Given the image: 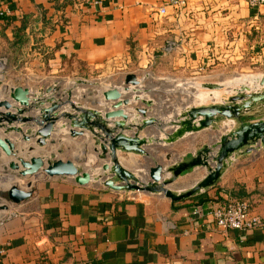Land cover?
<instances>
[{
	"label": "crops",
	"instance_id": "obj_1",
	"mask_svg": "<svg viewBox=\"0 0 264 264\" xmlns=\"http://www.w3.org/2000/svg\"><path fill=\"white\" fill-rule=\"evenodd\" d=\"M168 1L87 0L78 8L74 0H0V54L11 56L7 76L0 75V99L8 97L14 102L8 96V85H26L34 92L55 84L59 77L73 76L85 80L78 90H99L98 104L85 102L82 106L101 109L103 114L114 108V101L106 100L103 91L110 85L120 88L131 98L129 104L120 106L131 122L129 110L146 106L142 100L150 98L146 91L149 78H160L171 85L166 89L181 93L184 79L264 75V4L187 0V4L175 6ZM163 4H167L164 14L159 11ZM22 23L27 38L21 43L16 41L15 30ZM130 72L141 83L130 84L126 91L124 79ZM153 89L164 90L160 86ZM136 94L140 99L134 98ZM160 102L148 113L157 122L140 130L141 136L164 138L176 127L171 123L180 112L193 105L189 101ZM69 108L66 104L59 110ZM27 114L35 116L39 110ZM137 118L144 117L139 114ZM262 118L263 101L242 114L245 121ZM232 123L224 118L175 141H154L146 147L153 152L161 145L164 153L173 152V159L160 162H175L215 141ZM38 126L24 128L28 132ZM125 132L133 134L134 128ZM7 134L17 142L19 154L31 155L21 146L25 141L34 143L38 136L23 142L21 134ZM81 140L98 156L100 151L95 148L99 145L91 132L81 135ZM126 153L131 155L128 161L122 158ZM4 154L1 150L0 155ZM118 154L129 169H139L143 154L123 150ZM232 155L215 185L180 200L161 192L115 189L95 180L80 184L68 175L40 180L34 195L15 205V213L0 224V264H264V144ZM8 157V161L14 159ZM207 172L202 165L188 169L169 186L185 191ZM240 184L263 224L222 229L212 208L236 198Z\"/></svg>",
	"mask_w": 264,
	"mask_h": 264
},
{
	"label": "water",
	"instance_id": "obj_2",
	"mask_svg": "<svg viewBox=\"0 0 264 264\" xmlns=\"http://www.w3.org/2000/svg\"><path fill=\"white\" fill-rule=\"evenodd\" d=\"M80 83L84 79H77ZM251 81V82H250ZM141 79L135 73H128L124 79V89L130 90V84L138 85ZM197 88L208 90H221L228 88L235 93L228 97L227 102H212L210 104L191 105L182 110L171 124L176 127L166 133L164 138L141 136L140 130L148 125H154L157 118L148 113L152 111L153 100L143 98L142 102L146 106H135L131 108L132 121L127 122L129 113L125 111L123 104H129L131 98L124 96L117 86H107L103 91L106 100L114 101L111 109L102 110L98 108H86L82 106L83 99L88 98V90H82L77 94V99H73L71 88L64 90L57 88L56 83L48 85L45 89L32 92L26 85H8V97L0 99V152L3 150L8 156H16V159L9 160L10 167L17 169L22 175H32L37 183L40 180L57 175H68L74 177L80 184H88L92 180L102 178L104 185L115 189L161 192L172 200H180L191 196L199 190L211 187L220 178L223 168L227 166L228 158L239 150L250 151L256 144H264V119L245 121L242 114L260 101H264V75H252L251 77L242 76L241 79H231L229 81H189ZM44 92L49 93L44 96ZM68 92V98L62 99L61 94ZM93 97L91 104H97L99 90L92 89ZM84 95V96H83ZM86 96V97H85ZM136 94L135 99H140ZM18 105L16 104V102ZM69 104L68 110L59 109ZM11 108H15L12 111ZM38 109L39 114L33 116L27 112ZM142 114L143 120H138L137 116ZM113 117H120L111 120ZM224 118L239 119L238 126L217 135V139L202 146L196 153L185 159H177L175 162L163 164L156 161L148 169V181L142 180L137 172L129 169L120 159L119 150L127 152H137L145 156H152L151 151L146 147L147 144L156 142H172L185 135L189 131H196L205 127L215 126L217 122ZM60 119H65L58 122ZM24 123L20 125L18 123ZM109 123H113L110 126ZM39 125L35 130L25 131V126L31 128ZM162 128V124L159 125ZM59 128H66L73 137L84 135L87 131L91 132L94 142L99 145L95 151H100L98 156L107 159L101 166L103 174L100 176L92 174L84 168L82 161L87 162L84 157L72 158H46L41 154H31L24 157L19 154L17 142L9 134H21V139L29 140L33 136L40 144L53 142L54 131ZM133 134L125 132L126 129H133ZM85 150H87L85 145ZM173 159V152L168 151L164 156L165 161ZM111 161V162H109ZM205 166L208 172L203 178L191 188L185 191H177L169 186L170 183L187 171L197 166ZM166 172L170 174L166 176ZM94 178V179H92ZM28 182V187H20L17 184L11 185L2 194L14 204H20L34 195L35 184ZM7 205V204H6ZM6 205L4 207H6Z\"/></svg>",
	"mask_w": 264,
	"mask_h": 264
},
{
	"label": "rangeland",
	"instance_id": "obj_3",
	"mask_svg": "<svg viewBox=\"0 0 264 264\" xmlns=\"http://www.w3.org/2000/svg\"><path fill=\"white\" fill-rule=\"evenodd\" d=\"M6 72H7V69L4 71V75H3L5 77L7 76ZM242 76L243 75H241L240 77H237L236 79H241ZM228 77L229 76L217 75V78H214V79H220V80H213V78H210L208 76L205 78H199L195 80L196 82L209 81V80L229 81V79L226 80ZM248 77H251V76H248ZM163 81L164 80L157 78V77L149 78L148 80V86H146V91L149 92L150 98L153 100V104H161L160 101H163V104H180L182 103V101L183 102L189 101L193 105L210 104L212 102H227L228 97L231 94L235 93L234 91L228 90V88L226 87L221 89L220 91H210L208 89L196 87L197 91L195 90L192 91L191 85L188 82H186L187 79L182 80L184 82L183 84L184 91H182L181 93H177L173 90L171 91L169 89H166V88H169L171 85H167L164 83L166 81L164 82ZM56 86L57 88H60L62 90L68 87L71 88V92H72L71 97L75 100L77 99V94L79 92H82L78 90V88L81 86V83L77 80V78L73 76L67 79L63 77H59L58 81L56 82ZM157 86H160L161 88L163 87L164 90L163 91H161L160 89L154 90L153 87H157ZM44 87L46 88L47 86H44ZM43 88H40V90ZM45 93L46 92L43 93L44 96H45ZM68 95H69L68 92H64L63 94H61V98L67 99L69 97ZM92 95L93 94L89 92L87 94L88 98L83 99V103L86 102V103L91 104L90 102H91V98L93 97ZM98 103L99 101L97 102V104ZM238 124H239V119H237L236 126H238ZM231 125L232 124H229V126ZM52 138L54 140L53 142L49 141L47 144H44V145L37 142V140L34 143L27 145L28 143H26V141L24 142L25 139H22L25 144L23 143L21 148L23 151H27L28 153L41 154V155H44L46 158H50V159H54V158L78 159V157H84L85 159H87L88 164H86L85 161L84 162L82 161V165L93 167L94 171L96 170L94 174L92 173L93 176L94 175L100 176L101 174H103V171H102L103 169H101V166H102L101 162L103 159H101L99 156H96L93 150H89V149L85 150V141L81 140V136L73 137L69 134L68 129L62 128V129L55 130ZM151 146H154V145L152 144ZM158 146H157V150L151 152L152 156H145V155L142 156L143 159H141L138 165L139 169L136 170L139 177L145 182L148 181L149 167L153 165L156 161H165L164 156L166 153L162 151L163 147L161 145H158ZM7 156L6 154H4V156L0 155V212H3L1 210L2 208H7V207L9 208L8 209L9 211L13 210L14 206L17 205L9 201L7 199V196L5 194L3 195L2 192H6L8 188L13 184H17L20 187L27 188L28 187L27 184L29 181L36 183L34 176L22 175L17 169L10 167ZM11 157L16 159V156H11ZM130 157L131 155H128L127 153L122 155V158H124L125 161H128L127 159H130ZM97 167H100V168H97ZM101 177L102 178L95 180V182L103 184L102 179L105 178L106 175L101 176ZM138 192H143V191H138ZM3 204H7L6 207H4L5 205Z\"/></svg>",
	"mask_w": 264,
	"mask_h": 264
},
{
	"label": "built area",
	"instance_id": "obj_4",
	"mask_svg": "<svg viewBox=\"0 0 264 264\" xmlns=\"http://www.w3.org/2000/svg\"><path fill=\"white\" fill-rule=\"evenodd\" d=\"M95 3H100L101 0H93ZM169 4L180 6L187 4V0H169ZM250 5L264 4V0H247ZM87 0H74L73 5L78 8L85 6ZM160 13L164 14L167 11V4H163L160 9ZM171 47V45L169 46ZM6 70V58L0 57V75H4ZM196 81V80H194ZM14 85V84H13ZM37 91V90H36ZM39 91V90H38ZM233 123L227 128L226 131L234 128L237 124L236 118H230ZM233 156V155H231ZM6 205V204H3ZM7 209V210H6ZM9 208H2L3 212H0V224L11 214L15 213ZM212 213L215 217L218 227L222 229H248L263 224L261 216L253 212L251 201L246 198H232L225 202L217 203L212 208Z\"/></svg>",
	"mask_w": 264,
	"mask_h": 264
},
{
	"label": "trees",
	"instance_id": "obj_5",
	"mask_svg": "<svg viewBox=\"0 0 264 264\" xmlns=\"http://www.w3.org/2000/svg\"><path fill=\"white\" fill-rule=\"evenodd\" d=\"M23 28H25V23H22L21 25H19V27L17 28L16 27V37H17V40L16 41H19V42H23L26 40V36L24 35L25 34V30H23ZM19 36V38H18ZM0 57H5L6 58V69L8 70L9 67H10V60H11V56L8 54V53H4V54H0ZM236 198H246V199H249L247 197V191L244 189V186H242L241 184L239 185V188L236 192V195H235Z\"/></svg>",
	"mask_w": 264,
	"mask_h": 264
},
{
	"label": "bare ground",
	"instance_id": "obj_6",
	"mask_svg": "<svg viewBox=\"0 0 264 264\" xmlns=\"http://www.w3.org/2000/svg\"><path fill=\"white\" fill-rule=\"evenodd\" d=\"M251 82V81H250ZM210 91H220V90H217V89H213V90H210ZM59 131V130H58ZM92 179H94V178H92ZM94 180H96V179H94Z\"/></svg>",
	"mask_w": 264,
	"mask_h": 264
}]
</instances>
